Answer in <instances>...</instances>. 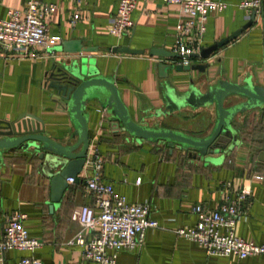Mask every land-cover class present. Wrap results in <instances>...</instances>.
I'll return each mask as SVG.
<instances>
[{
  "label": "crops",
  "instance_id": "obj_1",
  "mask_svg": "<svg viewBox=\"0 0 264 264\" xmlns=\"http://www.w3.org/2000/svg\"><path fill=\"white\" fill-rule=\"evenodd\" d=\"M26 1L0 0V18L8 9H23ZM221 1L225 7L206 16L200 50L238 29L240 32L205 58L199 56L200 50L188 57V64L204 63V71L168 69L163 77L157 65L177 64L178 59L148 51L162 49L173 54L175 25L185 18L176 5L137 0L129 15L132 28L116 37L108 32L116 0H39L44 6L53 5L51 12L43 13V20L47 33L59 40L50 49L34 46L21 52L0 48V121L34 115L45 135L61 144L72 143L68 140L72 123L65 107L52 100L54 92L46 87V78L53 65L66 57L58 50L60 44L77 42L91 49L85 56L94 59L98 73L113 79L132 120L203 135L214 121V106H184L163 114L169 90L182 93L191 80L203 91L217 78L240 82L249 77L253 84L264 86V16L249 14L248 18L237 7L239 0ZM75 11L78 17L70 24ZM122 47L142 53L111 51ZM83 111L88 132L85 160L77 180L66 179L58 203L50 202L48 177L31 149L0 152V223L11 213H23L26 234L40 243L32 251H6L5 264H15L21 255H31L40 264H101L83 260L82 246L70 243L78 232L88 237L77 221L78 207L87 204L98 211L84 187L93 158L101 160L100 181L110 184L127 203H147L148 217L157 225L144 230L139 246L119 249L114 264H264V254L243 258L206 255L196 243L174 233L177 227L195 224L193 205L215 209L236 201L240 190H245V199L236 205L234 233L245 241L264 244V165L255 160L263 137L258 111L237 116L233 124L237 144L229 151L226 147L214 162L192 158L176 146L170 149L157 142L137 141L108 119L94 100Z\"/></svg>",
  "mask_w": 264,
  "mask_h": 264
},
{
  "label": "water",
  "instance_id": "obj_2",
  "mask_svg": "<svg viewBox=\"0 0 264 264\" xmlns=\"http://www.w3.org/2000/svg\"><path fill=\"white\" fill-rule=\"evenodd\" d=\"M246 23L249 24V21ZM240 30L201 49L199 56L205 58L215 48L236 37ZM60 45L58 50L65 52L66 57L60 59L58 64H54L53 69L47 73L46 87L54 92L52 100L58 101L59 105L65 107L73 126L72 133L68 137V140H73L72 143L61 144L45 135L41 121L34 115L21 114L12 121H0V152L13 148L31 149L40 160L41 168L48 177L49 200L52 204L59 202L67 186V178L77 180L76 175L84 163L88 132L87 115L83 107L90 100L98 103L108 119L114 121L122 132L137 141L157 142L170 149L176 146L188 151L192 158L197 157L204 162L219 161L226 147L229 151L236 146V130L233 124L237 116L252 110L258 111L263 137L258 145L255 160L264 165V86L253 84L249 77L240 82L217 78L214 82L208 83L203 91L195 87L190 80L182 93L175 95L169 90L163 105V114L184 106L191 108L207 107L211 104L214 106L215 118L207 132L203 135H191L132 120L120 99L113 79L99 74L94 59L85 56V52L91 49L81 47L77 42H62ZM111 51L142 53L127 47L112 48ZM148 53L178 58L176 54H170L162 49H150ZM195 56L192 54L188 57ZM157 68L165 77L168 69L176 71L197 69L202 72L205 64L159 63Z\"/></svg>",
  "mask_w": 264,
  "mask_h": 264
},
{
  "label": "built area",
  "instance_id": "obj_3",
  "mask_svg": "<svg viewBox=\"0 0 264 264\" xmlns=\"http://www.w3.org/2000/svg\"><path fill=\"white\" fill-rule=\"evenodd\" d=\"M137 0H116V9L110 19L108 32L116 37L126 34L132 28L130 12ZM178 7L184 19L175 25V35L171 52L178 56L179 64H187L188 56L198 53L204 22L210 12L220 11L226 3L221 0H160ZM237 7L246 17L264 16V0H239ZM53 5L44 6L39 0H27L23 9H8L0 18V48L25 52L30 47L50 49L59 40L47 33L43 13L51 12ZM78 17L71 14L70 24ZM91 175L85 178L84 187L92 194L91 205L78 207L77 221L85 229L88 237L77 233L70 243L82 246L83 260L101 264H114L119 249H132L142 243L144 230L156 227V221L148 217L147 203H127L123 195L114 192L108 183L99 179L101 160L90 161ZM68 181H72L68 178ZM246 191L240 190L236 201L221 203L215 209H207L200 204L192 207L196 215L193 226L183 225L174 233L201 247L206 255L233 256L243 258L264 254V244L245 241L234 233L237 204L245 199ZM24 214L14 212L0 223V264H5L4 253L8 250L32 251L39 242L26 234L23 228ZM15 264H40L31 255H21Z\"/></svg>",
  "mask_w": 264,
  "mask_h": 264
}]
</instances>
